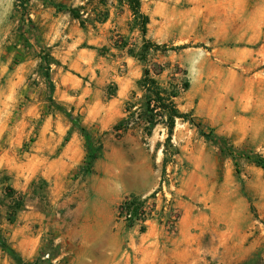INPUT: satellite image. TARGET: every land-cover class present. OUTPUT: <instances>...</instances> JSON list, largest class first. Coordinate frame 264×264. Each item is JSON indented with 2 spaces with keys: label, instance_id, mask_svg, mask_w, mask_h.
Returning a JSON list of instances; mask_svg holds the SVG:
<instances>
[{
  "label": "rangeland",
  "instance_id": "374dc122",
  "mask_svg": "<svg viewBox=\"0 0 264 264\" xmlns=\"http://www.w3.org/2000/svg\"><path fill=\"white\" fill-rule=\"evenodd\" d=\"M60 5L87 11L97 5L108 15L105 22L104 15L85 18L84 28L77 21L80 31L70 26L71 40L82 37V48L97 50L89 75L124 76L133 87L121 110L111 108L107 126L106 106L118 90L113 83L103 90L94 86L95 94L83 98L82 114L55 95L56 65L45 43L44 16H56ZM110 5L109 0H0V200L8 186L25 195L13 224L6 219L8 200L0 205V231L27 262L70 264L66 254L79 249V235L62 221L68 210L84 217V206L69 200L63 207L54 191L65 189L63 197L71 198L86 178L80 173L84 155L101 146L98 160L127 196L131 188L158 185L173 157H180L188 168L183 184L193 176L200 190L196 210L213 215L219 231L231 234L230 256L239 251L238 264H264V168L254 162L264 164V0H142L150 18L146 39L168 47L145 52L142 20L128 7ZM173 47L185 49L169 50ZM129 51L144 54L146 62ZM146 67L165 85L189 81L190 89L177 100L180 110L241 153L226 156L196 125L182 120L167 145L160 126L152 136L139 126L114 132L127 104L143 103L138 82ZM159 227L171 247L175 238ZM0 264L17 263L0 249Z\"/></svg>",
  "mask_w": 264,
  "mask_h": 264
},
{
  "label": "crops",
  "instance_id": "0c3cea01",
  "mask_svg": "<svg viewBox=\"0 0 264 264\" xmlns=\"http://www.w3.org/2000/svg\"><path fill=\"white\" fill-rule=\"evenodd\" d=\"M110 7L119 6L117 0H109ZM124 6L123 8H126ZM97 9H85L86 16H97ZM99 11V10H98ZM56 16L45 15V43L52 49L55 60L59 63L53 69L55 76V95L61 102H70L82 114L84 96L95 94L94 86L101 90L113 83L117 86V94L107 103L104 123L112 119L111 108L129 101L133 89L127 77L120 75H89L95 69L96 49L82 48L84 38L73 39L70 26L80 31V24L72 19L70 14L57 12ZM131 62L133 59L131 58ZM87 63L89 66L85 67ZM85 78L89 81H85ZM56 98V97H55ZM92 126V122H86ZM104 126V128H106ZM105 130V129H104ZM137 142V141H136ZM138 143V142H137ZM78 152L76 155L78 158ZM87 153L84 155L86 158ZM84 158V160H85ZM81 161L80 166L83 165ZM109 169L102 160L94 163L92 173L87 175L81 186H75L72 197L65 199V189H55L57 202L66 207L69 200L84 206V217H75V211L64 214L63 226L72 234L79 235V249L66 255L71 256L70 264H238L240 253L231 255V234L219 231V220L213 215L207 216L196 210L195 202L200 199V190L196 187L195 178L190 176L184 184L181 193L183 199L179 206L181 219L178 234L171 247L164 244V232L158 224H152L147 231L125 229L115 224V215L119 204L129 195L122 185L113 181ZM157 185L147 189H132L131 195H146ZM73 216V217H72ZM231 257V259H230Z\"/></svg>",
  "mask_w": 264,
  "mask_h": 264
},
{
  "label": "trees",
  "instance_id": "16d2710c",
  "mask_svg": "<svg viewBox=\"0 0 264 264\" xmlns=\"http://www.w3.org/2000/svg\"><path fill=\"white\" fill-rule=\"evenodd\" d=\"M107 0H104L106 2ZM120 7L127 6L133 13L134 17L142 20L141 32L145 39V48L143 52L154 48L157 51L168 50L167 46L158 45L150 40L146 39L147 36V26L150 23V18L142 11V0H117ZM99 10V11H98ZM66 11L70 16L79 21L81 27L85 26V7H63L60 5L58 7V12ZM97 18L104 15L105 22L108 19V15L103 14L104 9H97ZM100 20V18H99ZM180 49H185V47H173V51H178ZM131 57L137 58L140 61L146 62L147 57L142 54L136 56L134 51H129ZM52 57V56H51ZM53 58V57H52ZM54 59V58H53ZM55 63L53 65H58L59 63L54 59ZM52 65V64H51ZM51 65L49 71L51 70ZM50 78V73L48 75ZM138 87L143 93V103L138 107L129 102L126 106V117L119 121L113 128L116 133H128L130 130L142 127L146 136H152L154 130L157 127H163L167 134L166 145L171 142L174 132L176 130L177 122L182 120L185 123H190L196 125V119L191 113H184L180 110L177 100L180 98L182 92H186L190 89V82L178 84H168L165 85L161 83L156 76L151 74V71L146 67L140 81L138 82ZM51 101H53L51 99ZM138 110V111H137ZM199 129V134L205 138L207 141L220 146L221 152L226 156L235 159L240 151H236L234 147L225 142V139L217 136L214 132H205L202 125L198 123L196 125ZM83 133H86L84 127H80ZM102 151V147L99 146L97 149L89 148L87 151V157L85 159L84 165L80 169L82 176H87L92 173L94 163L99 159ZM164 153H167V148L165 147ZM251 159V158H250ZM257 165L264 168V164L259 160L255 159ZM4 200H0V205L2 206L3 201L8 200L9 205H5L7 216L6 219L10 224L17 221L19 212L25 207V195L21 192L16 191L13 187L8 186L3 189ZM0 249L8 254L17 264H44L41 260L35 262H27L21 257L18 252L12 247L8 240V237L4 232L0 231Z\"/></svg>",
  "mask_w": 264,
  "mask_h": 264
},
{
  "label": "built area",
  "instance_id": "2783aa9c",
  "mask_svg": "<svg viewBox=\"0 0 264 264\" xmlns=\"http://www.w3.org/2000/svg\"><path fill=\"white\" fill-rule=\"evenodd\" d=\"M173 158L151 193L131 195L122 200L116 211L117 226L145 232L152 224H159L170 239L176 238L181 219L179 203L183 199L181 187L188 168L180 157Z\"/></svg>",
  "mask_w": 264,
  "mask_h": 264
}]
</instances>
